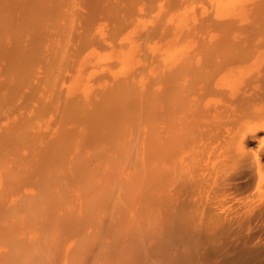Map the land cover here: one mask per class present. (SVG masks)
Returning a JSON list of instances; mask_svg holds the SVG:
<instances>
[{"label": "bare ground", "instance_id": "obj_1", "mask_svg": "<svg viewBox=\"0 0 264 264\" xmlns=\"http://www.w3.org/2000/svg\"><path fill=\"white\" fill-rule=\"evenodd\" d=\"M64 2L12 12L29 16L32 38L0 82V264H264V48L154 40L162 61L147 66L131 26L89 68L69 65L61 102L67 30L47 29L76 15Z\"/></svg>", "mask_w": 264, "mask_h": 264}, {"label": "rangeland", "instance_id": "obj_2", "mask_svg": "<svg viewBox=\"0 0 264 264\" xmlns=\"http://www.w3.org/2000/svg\"><path fill=\"white\" fill-rule=\"evenodd\" d=\"M27 1L28 0H0V10H4V8L8 7L9 12L11 14L12 12H14L13 9H16L17 5H18L19 8H17V9H20L22 11V9H24L26 6L25 3L27 4ZM68 1L70 2L71 0H66V2H64V5L67 6ZM203 1L204 0H179L177 5L176 4L174 5V4H172L171 0H151L152 6H149L150 0H87V1L86 0H83V1L82 0H74V1L72 0L71 1L72 4L68 3L70 7H68V6L64 7L63 6V8H66V10L68 8L71 9V7L72 8L74 7L73 9H71L72 11L75 9L74 11H76V15L74 14L75 13L74 11H73L74 13L71 11L73 13L72 14L73 19L70 17L71 14L69 13L70 11L68 9V15L70 14V16H68V17H70L72 19V22H71L70 18H69L70 20L68 19V17H67V19H65V18L61 19L60 18L61 20L60 19L56 20L57 22L59 21L58 25L61 24V26H64L63 20H65V22H66L64 27L59 26V27H61V28H59V29H61V31L56 27L58 29V31L54 32V30H56V28L52 29V27H54V26H51V25L47 29V31L49 32L48 35L53 36V37H51V39H53V40H54V38H56L55 34L57 32H62V30L65 27H66V30L68 31V33L69 34L71 33L70 34L71 37H70L69 34L66 33L67 31H64V36H67V37L61 38V39H63V40L65 39L64 41L66 43L63 40H60V41L64 42V44L63 43L61 44V42H60L61 46H64L69 51H67V53H68L67 60L68 61L65 58V60L60 64L62 67L59 65L60 69L57 68L60 71L57 70L56 76H58L59 80H58V84H56V86L58 85L59 88L61 87L60 88L61 92L59 91L60 90L59 88H57V87H55V88H56V91L58 89V91L60 92L59 100L62 102V99L63 100L65 99L62 97L63 96L66 97V95H67L66 88L64 87L65 90H63L62 86L68 84V81H67V83H66V81L64 82L66 84H64L63 81H64L65 77L67 78V75L71 74V71H74L76 65L75 66H73V65L76 63L77 67H78L81 65V61H82L83 62L82 64L85 65V62H86L85 67L89 68L90 64H92L93 62L95 63V58H93L94 57L93 53L96 56L97 55L99 56V54H101L103 56V53H104V52L102 53L103 50L106 52L107 50L115 49L116 47L113 48L114 46L118 47L120 40L118 42H116L118 40L117 39L118 36H116V35L120 34L119 37H121L122 33H124L126 31L125 29L126 28L128 29L129 27H130L129 29H131V32L133 30V27H135L133 32L136 35L132 32L131 36L133 35L132 36V37H134L133 39L136 38V41H134V42L138 43V44H136V46L137 45H139L138 47L141 46V51L143 53L139 54V52H140L139 49H138L139 52L138 53L136 52L137 50H135V49H137L138 47H134L135 46V45H133L134 42L131 41L132 37H130L131 38L130 43L132 42L133 44L132 43L131 44L135 48V49L132 48V49H134L133 50L134 52H132V49H130V50L133 54L136 52V54H138V55L135 54L136 57H135V55L133 56V54H128V55L129 56L132 55L133 57H135L134 60L137 61V59H138L137 56H139V55L141 56V55L145 54L144 56H141L142 58L140 56L139 57H140L141 61L143 60V62H145V63L147 62L146 63L147 66L153 61L154 58L155 59H154L153 63H155V61H156V65H158L159 62L162 61L161 59L163 56L161 57L160 55H158V54H160L159 52L158 53H154V52L155 51L157 52L158 51L157 48H161L160 46H163L162 45L163 42L164 43L169 42L170 44L175 45V47L177 45V47L180 46V48L181 47L185 48L188 45L189 46L194 45V46H198V47L209 46V45L219 46V45H222L223 43H227V45H228V44H232L233 41L235 44H238V42L240 44H244V43L248 44V42L250 41L251 43L249 42V44L250 45L253 44V46L256 48H264V34H262V33H264V31L260 32V30H264V27H261V29L259 28V26L264 25V24H261V23H264V22H262V21H264V13H262L264 11H262V10L258 11L256 8H254L255 7L254 3L257 0H227V2H226V0H205L207 2H205V1L203 2ZM74 3H76V4H74ZM4 5H5V7L3 8L2 6H4ZM22 5L23 6L25 5L24 8ZM11 8H12V10H11ZM25 9H26V11L23 10V12L25 11L28 14L27 8H25ZM5 11H6V9H5ZM25 12L23 14H25ZM5 13H7V15H8V10ZM19 13H20V15H19ZM10 14L8 15L9 17L7 15L3 14L2 19L4 20L5 18H7L4 20V22L8 20V22L10 23V20H11ZM14 14H16V15H14ZM89 14H90V16H89ZM13 15H14V17L16 16V19L14 18L15 20L13 19V17H12L13 20H11V22L15 21V22H13L15 25V27H14L15 29L13 28L14 29L13 31L10 28V26L13 23L8 24L6 22L7 23L6 25L8 27L5 26V23L3 21H2V25L0 23V29H5L4 32L6 31L4 33V32H2V30H0V32H2V34L4 33L3 35L2 34L0 35V40L2 42V43L0 42L1 43L0 46H4L2 48L3 49L2 53H4V54L1 53L2 55H0V82L1 81H5V82L7 81L8 82V81H10V79L11 80L15 79L14 74L11 71H8L7 65L9 67L12 60H18L19 59V51L20 50L17 49L18 46H21V44H23V46L25 45L24 47H26V42L30 38H32L31 35H29V32H30L29 29H31L30 24H28L29 22H27V21H29L28 20L29 16L27 17L26 14L23 15V18L27 19V21H26L27 23H26V22H24L23 19H22L23 22H22V20H18L22 16L20 11L18 12L17 10H15V13H12V16ZM18 15L20 17H17ZM75 16H77V17H75ZM88 17H91V19L86 23L85 19ZM119 17H120V19H119ZM74 19H76V20H74ZM189 19H191V20L189 21ZM231 19L232 20L234 19V20L232 21ZM258 19H260V20L258 21ZM175 20H176V22H175ZM208 20L209 21L211 20L212 22L211 21L209 22ZM56 21H55V23H56ZM227 21H229V22H227ZM252 21L254 22L253 23L254 26L252 24V27H249V25L251 26ZM138 22H141V23L139 24ZM188 22H189V24H188ZM221 23H226L225 25L223 24L224 25L223 28H221V26H223ZM168 24H170V25H168ZM258 24H261L258 26L259 29L257 28ZM131 26H133V27H131ZM168 26H169V29H168ZM225 26L226 27L227 26H229V27L237 26V27H235V28L231 27L234 30H231V28H229L230 30L229 29L226 30L227 28H225ZM156 27H158V28H156ZM120 28L123 29L124 31L123 30L121 31ZM165 28H167L168 32H166ZM216 28L218 29V31H215V30H217ZM8 29H9V32L7 33ZM27 29L29 30L28 33H27V31H28ZM117 29L119 30L118 33H117V31H118ZM245 30H246V32H245ZM253 30H255V31H253ZM258 31H259V33H258ZM164 32H166L168 34L167 37L164 35L165 34ZM170 32L172 34L173 33L174 34L169 35ZM140 33H142L143 36L145 35V37H143V36L141 37V36L137 35ZM24 34H25V37H24ZM146 34H147V36H146ZM162 34L164 35L163 37H162ZM211 35H213V38L210 40ZM113 36H115V37H113ZM181 36H184L185 39L183 37L180 38ZM164 37H166V39ZM220 37H222V38L224 37L223 39L225 41ZM20 38H21V42L23 41V43H20ZM76 38H78V39H76ZM79 38H80V40H79ZM112 38H115V39L112 40ZM26 39H28V40H26ZM248 39H251V40H248ZM15 40L18 42L16 43ZM109 40L110 41L112 40L110 42V44H114L115 42H116V44L111 47L108 44ZM139 40H141V43L144 41V44L142 43V45H141ZM154 40H156V42ZM107 41H108V43H106ZM145 41H146V43H145ZM151 42H153V43L155 42V43H157V45H160V46L158 47L156 44L154 46V44H152ZM124 43H125V41H123V44ZM198 43H200V46ZM78 44L80 45V47H78ZM102 44L104 45V47ZM147 44H148V47L150 46L149 44H151V48H147ZM185 45H187V46H185ZM232 45H234V44H232ZM98 46H100V47L102 46L104 49L102 47H101L102 48L101 49ZM106 46H108V47H106ZM127 46H128V43H125V45L122 46V49L123 50L125 49L126 51H128L129 49L128 50L126 49V48H128ZM132 46L129 45V48H131ZM142 46H143V48H144V46H146L144 48V50H147V49H149V50L153 49V50L149 51V52L148 51L145 52L144 50H142L143 49ZM156 46H157V48H156ZM76 47H78V48H76ZM175 47H172V48H175ZM21 48L23 49L22 46H21ZM91 49H92V51L95 50L94 52H92V55L91 56L86 55L87 52H89ZM154 49H156V50H154ZM97 50H100V51L98 52ZM9 52H11L12 54L10 53V55H9ZM95 52H97V53H95ZM13 53H15L14 56H13ZM127 53H129V52H127ZM69 54H70V56H69ZM89 54H91V51L89 52ZM155 54L158 55V57L160 56L161 58L158 59ZM3 55L5 56L4 58L2 57ZM11 55L13 56V58ZM153 55H154V58H153ZM9 56L11 57V59ZM132 56H131V58H133ZM87 57H89L88 58V60H89L88 66H87V61H85L87 59ZM80 58H82V60ZM84 58H86V59H84ZM77 59L79 60V62ZM90 59H91V61H90ZM146 59L150 60L149 63H148V60H146ZM156 59H158V60H156ZM105 60L106 59H104V60L102 59V61H105ZM69 61H71L72 64H70ZM102 61L100 63H102ZM5 63H6V67H5ZM138 63H139V59H138ZM138 63H137V65H139ZM110 64L111 63L106 64V62H105V63H102V66H111L112 65L114 69L118 68L117 66H116L117 67L116 68L113 63L111 65ZM144 64L142 65L140 62V65H142V68H143ZM146 64H145V66H146ZM69 65L72 66L71 69H70ZM154 66H155V64H154ZM65 67H66V69H64ZM83 68H84V66H83ZM132 68L136 69V67H132ZM69 69L71 70L70 73H69ZM65 70L69 74L65 75V73H66ZM53 72H56L55 69ZM58 72H60L61 74H58ZM63 72H65V73L63 74ZM6 73H9V74H6ZM38 73L40 75V72H38ZM38 73L36 75H38ZM59 75L61 78L59 77ZM62 77H64V78H62ZM62 79H63V81H62ZM60 80L62 81L61 84L59 83ZM41 84H42V86H41ZM46 84H48V85H46ZM59 84L62 86H59ZM39 87L41 88V91H39L40 93H42L41 95L43 97L47 98L49 96V93H50L49 90L46 91V89H48L50 87L49 83H45V81L41 80ZM43 89H45L44 90L45 94L48 92L47 97L43 93ZM38 90H40V89H38ZM62 91H64L63 93L64 94L66 93V95H64L62 93ZM57 92H56L55 96H57V94H59V92L58 93ZM73 93L71 92L69 94L74 96L75 94H78L79 92L76 91L74 93V95H73ZM61 95H62V97H61ZM55 96H54V99H55ZM55 101H56V99H55ZM138 178L142 180V178H140V177H138ZM141 180H139L137 182L138 185L141 183ZM137 187H139V186H137V184H136V188ZM110 264H112V263H110Z\"/></svg>", "mask_w": 264, "mask_h": 264}]
</instances>
